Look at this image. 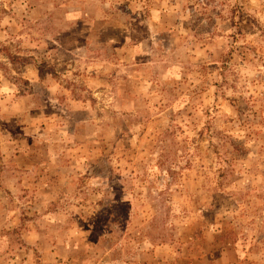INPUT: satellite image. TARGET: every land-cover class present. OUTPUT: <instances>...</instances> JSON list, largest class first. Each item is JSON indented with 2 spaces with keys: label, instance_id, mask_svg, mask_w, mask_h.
Returning a JSON list of instances; mask_svg holds the SVG:
<instances>
[{
  "label": "rangeland",
  "instance_id": "374dc122",
  "mask_svg": "<svg viewBox=\"0 0 264 264\" xmlns=\"http://www.w3.org/2000/svg\"><path fill=\"white\" fill-rule=\"evenodd\" d=\"M0 264H264V0H0Z\"/></svg>",
  "mask_w": 264,
  "mask_h": 264
}]
</instances>
